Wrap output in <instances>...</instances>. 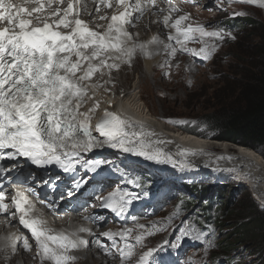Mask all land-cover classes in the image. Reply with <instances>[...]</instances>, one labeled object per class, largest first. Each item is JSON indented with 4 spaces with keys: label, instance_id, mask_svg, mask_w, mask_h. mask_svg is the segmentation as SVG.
I'll list each match as a JSON object with an SVG mask.
<instances>
[{
    "label": "snow or ice",
    "instance_id": "1",
    "mask_svg": "<svg viewBox=\"0 0 264 264\" xmlns=\"http://www.w3.org/2000/svg\"><path fill=\"white\" fill-rule=\"evenodd\" d=\"M89 3L95 7L90 8ZM101 5L112 9L111 14H99ZM181 11L171 0H0V162H15L0 164V214L17 217L19 224L29 231L41 264H76L75 253L91 243L80 233H94L85 227L67 234L49 228L25 195V191H34L29 180L35 182V177L21 179L22 172L11 175L19 167V158L37 167L56 165L68 172L81 162L82 154L107 146L175 167L171 154L159 149L147 151L161 141L140 138L142 133L130 131L135 129L131 121L107 108L99 119L95 114L101 104L97 91L111 82L113 70L131 66L138 55L151 58L163 53L167 59L160 66L165 69L173 67L171 60L178 52L202 61L211 58L217 47L215 41L224 39V31H209L204 25L190 22L191 13L179 14ZM146 12L162 15L158 22L169 29L165 39L153 35L140 41L139 33L129 31ZM189 44L201 47L192 48ZM98 74L101 79L94 82ZM163 74L171 73L166 70ZM87 164L90 171L98 166L92 161ZM13 185L28 187L13 194L8 191ZM128 195L123 193L117 198L111 193L101 201L102 206L121 215L131 203ZM9 196L10 202H6ZM131 232L109 231L101 234L103 240L95 239L106 254L115 249L122 261H130L135 248L128 243ZM180 233L171 247L179 246L185 236L183 229ZM152 234L146 231L136 235V244H142L145 235ZM4 239L2 250L6 258L10 259L9 250L14 255L20 245L25 251L33 249L27 236L10 235ZM104 240L111 241V247ZM162 249L163 245L148 248L138 255L136 264H160L156 253Z\"/></svg>",
    "mask_w": 264,
    "mask_h": 264
},
{
    "label": "rangeland",
    "instance_id": "2",
    "mask_svg": "<svg viewBox=\"0 0 264 264\" xmlns=\"http://www.w3.org/2000/svg\"><path fill=\"white\" fill-rule=\"evenodd\" d=\"M197 1L202 3L199 4L198 2V4H196L190 2V0H171L172 5L178 8H180V5L189 6L184 9L180 8L182 10L180 13L192 12L193 16L197 19L193 18L195 21L191 19L190 22L204 25L209 31L222 29L225 33L224 39L215 41L217 47L213 51L211 58L207 61L194 59L190 54L179 52L177 56L171 60L173 65L172 68L175 70H182V73L183 71L185 72L186 69L189 70L199 67L197 75L198 84L193 81V86L188 85L186 90L174 86L175 90L168 91L171 93L164 90L163 95L160 96L159 92L153 89L151 83L155 78L153 76L144 77L142 87L145 97L143 100L148 104L151 112L166 126H172L176 131L179 130L183 133H194V135L212 142L225 143L216 141L214 135L208 133V127L203 121V116L210 113L213 108L217 110L224 104L228 106L233 104L237 100L240 92L244 89V86L251 85L250 80L255 72H257V68H254L253 64L257 62L264 63V59L261 58L260 55V49L257 47L259 45L264 46L263 40L260 39V35H264V13L258 8H253L242 3L216 1L210 5L209 2L211 0ZM195 5L197 8H190L193 6L195 7ZM234 13L236 15H233ZM147 16L148 14H145L138 20V26L133 27L131 32H141L140 41H144L151 32L156 31V34L158 33L157 35H161L162 29H165L166 33L161 37L165 39L169 29L164 28L159 22L157 24L152 22L153 25L149 24L147 22ZM237 16L253 19L257 24L245 25L241 30L232 28L231 24L225 20ZM222 24L227 26L223 27ZM189 47L198 49L201 45L189 44ZM156 57L158 59L161 58V64L167 59L163 53L156 55ZM143 61L144 58L138 55L134 61V65L128 66V72L131 74V77L124 76L125 79H128L125 83L126 85H121L124 86V88H120V90L122 89L121 91L124 90V92H127L129 89L136 86L140 73L138 71L133 72V66L142 68ZM177 64L179 65L178 67H176ZM157 77L158 76H156V78ZM124 94L125 93L121 94V96ZM211 152L215 155H221L220 149H215ZM257 154L259 155V153ZM261 157L264 159V156L261 155ZM90 158L94 159L92 162H105L102 165L103 168L96 167L95 171H90L89 169L85 170L84 167H75L73 174L77 175L80 173V176L74 183H67L66 188L68 190L60 194L58 190L50 191L49 194L44 197V200L49 201L52 197H56V203L62 205L66 203L62 202L64 196L71 191L70 196L74 197L72 206H76V203L80 205L82 210L80 212L81 215H87L86 217H89L90 214H96L98 216L94 222H80L78 226L90 229L96 222L98 223V230L106 228V232L111 231L117 234L122 230L131 229L132 232L128 237V243L135 245V248L131 260L127 261L128 264H136V260L140 253L146 251L148 248H156L158 245H163V249L156 253V258L160 261V264L168 262H170V264H212L214 260L225 255V252L222 250L223 247L221 246L225 231L220 233L221 230L216 229L215 226H205L201 228L195 225L193 221L190 220V215L180 208V204L185 202L184 199L178 197L180 194L185 195L186 193L182 187L184 183L200 181L202 183L201 185H204L211 182H220L228 183L235 187H241L242 191L235 190L234 194L239 199H243L249 194L256 204L264 211L253 190L246 185H240L211 175L201 177L194 176L193 178L176 176L170 173L173 168L171 165H163V168L156 169L154 163H141L139 160L135 161L136 158L129 161L127 164L124 162L126 159L122 160L120 157H86L82 155V162L79 164L85 163L86 160ZM106 158L107 160L104 161ZM86 165L87 164H85V166ZM118 168L124 169V172L128 174L127 179L129 181L123 178L115 180L103 179L99 181V177L102 178V175L106 174L103 173V170L106 169V171L112 172ZM140 173H142V176L151 177L154 182H158L157 192L154 195H157L163 189L166 190V195L162 200L155 203V197L152 196V194H148V192L144 194L143 189L141 191L138 189V183L135 181L133 182L131 178L136 180ZM115 174L116 177L124 176L122 174L120 175V173ZM124 177L126 178V176ZM57 180H59L58 177L55 178L52 184ZM67 181L71 180L67 179ZM111 193L116 194L117 198L123 193L129 194L126 198L131 199V203L123 214L117 215L108 210L101 215L100 213H92L88 210L90 206L87 205L89 203H98V205H101V201ZM75 196L77 200H75ZM64 211L67 212L69 210L66 209ZM225 223L227 224L228 222L225 221ZM88 224H90L89 227ZM140 225H144L146 228L141 229L139 227ZM54 227L56 229H66L61 224H54ZM181 229L184 230L185 236L182 241H180L179 246L173 248L171 244L177 242V237L180 236ZM146 231H152L153 234L145 235L142 244H136V242L133 241L134 237ZM197 235H200L201 239H196ZM116 239L120 240L119 235H117ZM165 241H168V243L165 244ZM107 244L108 246L111 245V241H108ZM121 246H123V241H121ZM249 250L251 253L246 251L245 248H241L231 256L235 257L237 261L242 264H262L261 258L253 252L254 248L249 247ZM90 253L92 252H78L75 254L78 256L82 254L90 255ZM112 253L119 256V253H117L115 249H112ZM11 255L12 257H19L18 261L21 264H25V262H29V264H41L40 258L29 255L22 256L17 252ZM96 255V264H114L105 260L98 253H96ZM24 256H29V260ZM80 258L81 257L78 256L76 264H87V261H79ZM6 260H1L0 258V264H11L12 262V264H17V262H14L15 260L9 258H6ZM116 260L119 261V259ZM43 264H49V262H43ZM116 264H118V262H116Z\"/></svg>",
    "mask_w": 264,
    "mask_h": 264
},
{
    "label": "bare ground",
    "instance_id": "3",
    "mask_svg": "<svg viewBox=\"0 0 264 264\" xmlns=\"http://www.w3.org/2000/svg\"><path fill=\"white\" fill-rule=\"evenodd\" d=\"M216 1H226L234 3L245 2V4H247L248 6L258 8L264 13V0H254V2L252 3H249L248 0H211L209 3L210 5H212ZM198 2L199 4L202 3L200 1H197L196 4H198ZM161 6H165V8L168 7L167 4H161ZM89 7L94 8L95 5L89 3ZM185 7L189 6L180 5V8L182 9H184ZM190 8H197V6L195 5V7L193 6ZM104 11L108 12V9H105L104 6L101 5V14H103ZM145 14H148L147 22L149 24L153 25L152 22H155V24H157L158 21L162 20V15H150L147 12ZM191 17L193 21L197 19L193 16L192 12ZM85 19H88V17H85ZM94 23L102 24L106 22L94 21ZM137 24L138 22H136L135 27L138 26ZM132 28L133 27H131L129 31H131ZM162 30V34L159 35L160 37H162V35L166 33L165 29ZM135 33H139L138 39L141 40L142 33ZM157 34L156 31L151 32L150 35L147 36L146 40H149L153 35ZM135 60L136 58L133 60L132 65H134ZM160 65L161 58L158 59L156 55H154L151 58H144L142 68L133 66V72L138 71L140 73V77L138 78L136 86L132 89H129L128 91L126 90L127 92H124V90L121 91L122 89L120 90V88H124V86L121 85L127 82L128 78L125 79L124 76L131 77V74L128 72V65H122L119 71L113 70L111 74V82L104 84V86L100 88L96 93L97 98L101 100L100 109L97 111L96 115L101 116L102 111L107 108L109 111L117 113L121 117L131 121L135 125V129H130V131L134 130L138 133H142V136L140 138H143L146 141H161V143L159 144L154 143L153 147L147 149V151L151 152L154 149H159L164 153L171 154L172 159L175 163V167L172 163H157L155 161L148 160L143 156L125 153L118 149H113L107 146L91 151V155L102 157H120L122 160L126 159L124 162H126L127 164L129 163V161L136 158L135 161L139 160L141 163H154V167L156 169L163 168V165H171L173 166V168L171 169L170 173L176 176L178 175L185 178H193L194 176L201 177L211 175L219 179H226L230 182H234L240 185H246L253 190L256 198L259 200L261 207H263L264 209V159L260 154L258 155L255 151L245 147L233 146L228 143H216L188 132L183 133L179 130L176 131L174 128H172V126L170 127L163 124L151 112L148 104L143 100V98L145 97L142 87L144 77L153 76L155 78L153 81H151V83L153 89L156 92H159L160 96L163 95L164 90H166L167 92L175 90L174 86L186 90L188 85L193 86V81L198 84L197 75L199 72V67L189 70L186 69L185 72L183 71L182 73V70H175L173 68L165 69ZM166 70L170 71L171 74L169 76H164L163 73ZM156 76L158 77L156 78ZM100 79L101 78L98 74L97 77L94 78V82ZM104 79L108 78L104 77ZM105 89H109V91H105ZM123 93L125 94L121 96V94ZM109 104H111V108H109ZM215 149H220L221 155H215L211 152ZM192 152H195L196 155H192ZM162 158L163 157H161V159ZM182 165H187V167H182ZM19 186L21 189L24 188V185ZM49 188L47 189V191H50ZM72 198V196L64 198L63 202L66 203L63 205L56 204V206L51 205L50 207V204L48 202H45L43 203V205L37 204L36 206L37 214L46 221L47 226L53 229L55 233L64 232L67 234L74 232L81 227L78 226V223L88 221L84 216H76L74 218H71V212L64 211L67 209V207L70 206L71 202L69 200H71ZM75 200H77L76 196ZM6 202L10 201L6 199ZM32 203H36V201H33ZM88 210L92 213H96L98 211L101 215H103L109 209H101L98 203H94L88 208ZM54 224H61L66 229H56L54 227ZM89 225L90 224H88V227ZM97 227L98 223L95 222L94 225L90 228L94 235L80 233L81 236L90 240L91 243L88 248L81 249L78 252L92 253H90V255H78L81 257L79 261H87V264H96L95 257L97 256L96 253H98L105 260L110 261L111 263L116 264V262H118V264H128L127 261H122L120 259V256H117L116 254L105 253V251L101 248L100 241L96 240L95 237H101V234L106 232L107 229L104 228L103 230H98ZM3 235L5 237H8L10 235H14V237L27 236L29 238V242L33 245L32 251H25L22 245H20L16 252L22 256L29 255L35 258H40L36 254L35 242L34 240H32L29 231L27 229H24L19 224L17 217L6 218L5 214H0V238ZM101 240H103V237H101ZM104 241V243L107 244L108 241ZM133 241L135 242V239ZM4 243L5 239L0 241L1 260H6V258H4L6 257V253L2 250V248L4 247ZM109 247H111V245H109ZM8 255H10L11 260H15L14 262H17V264H21L18 261L19 257H12L10 250L8 252ZM29 256L24 257L29 260ZM116 259H119V261H117ZM43 262L45 263L48 261ZM25 264H29V262H25ZM165 264H170V262Z\"/></svg>",
    "mask_w": 264,
    "mask_h": 264
},
{
    "label": "trees",
    "instance_id": "4",
    "mask_svg": "<svg viewBox=\"0 0 264 264\" xmlns=\"http://www.w3.org/2000/svg\"><path fill=\"white\" fill-rule=\"evenodd\" d=\"M225 21L237 30L243 29L245 25L257 24L253 19L239 16ZM260 39L264 42V35H260ZM257 47L264 59V46ZM253 65L257 72L250 80L251 85L244 86L233 104H224L217 110L213 108L203 116V121L208 127V133L213 134L216 141L246 147L264 156V63L257 62ZM115 173L126 176L119 177L129 181L124 169L118 168L111 174L115 176ZM142 173L136 180L131 178L132 181L138 183V189H143L144 194L148 192L157 201L162 200L166 190L154 195L158 182H154L151 177L142 176ZM201 184L200 181L184 183L182 187L186 193L178 197L184 199L185 202L180 204V208L190 215V220L195 225L201 228L215 226L221 230L220 233L225 231L221 242L225 255L214 260L212 264H242L231 255L241 248L251 253L249 247L254 248L253 252L264 264V211L249 194L243 199L234 194L235 190L242 191L241 187L220 182Z\"/></svg>",
    "mask_w": 264,
    "mask_h": 264
},
{
    "label": "clouds",
    "instance_id": "5",
    "mask_svg": "<svg viewBox=\"0 0 264 264\" xmlns=\"http://www.w3.org/2000/svg\"><path fill=\"white\" fill-rule=\"evenodd\" d=\"M237 3H242V4H245V2H237Z\"/></svg>",
    "mask_w": 264,
    "mask_h": 264
}]
</instances>
